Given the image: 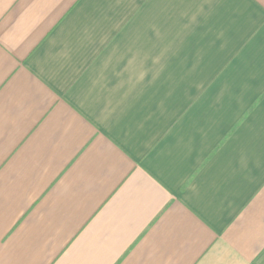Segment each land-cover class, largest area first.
<instances>
[{"label":"crops","instance_id":"crops-1","mask_svg":"<svg viewBox=\"0 0 264 264\" xmlns=\"http://www.w3.org/2000/svg\"><path fill=\"white\" fill-rule=\"evenodd\" d=\"M0 264H264V0H0Z\"/></svg>","mask_w":264,"mask_h":264}]
</instances>
